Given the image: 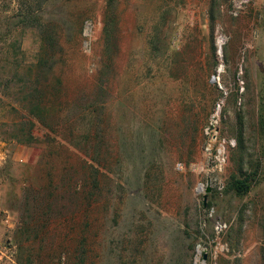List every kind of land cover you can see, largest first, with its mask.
<instances>
[{
	"label": "rangeland",
	"instance_id": "rangeland-1",
	"mask_svg": "<svg viewBox=\"0 0 264 264\" xmlns=\"http://www.w3.org/2000/svg\"><path fill=\"white\" fill-rule=\"evenodd\" d=\"M30 2L60 42L54 66L37 64L39 31L8 33L19 3L0 0V264H264V0ZM65 136L98 209L31 241L35 212L41 231L80 200ZM48 145L50 198L27 190L48 179Z\"/></svg>",
	"mask_w": 264,
	"mask_h": 264
},
{
	"label": "trees",
	"instance_id": "trees-1",
	"mask_svg": "<svg viewBox=\"0 0 264 264\" xmlns=\"http://www.w3.org/2000/svg\"><path fill=\"white\" fill-rule=\"evenodd\" d=\"M18 1V12H14L11 15V18H17L20 17V21L12 26V29L8 31V33H13L16 29L18 30L19 27L23 26L25 28H30L34 29L36 31H39L40 36H41V52L38 54V62L42 64L44 63L45 65H48L49 68L54 66L57 61H56V54L54 52V49L52 47H55L56 44H58L59 37L56 36V31L52 30L49 28L47 24H50V22H47L44 18V8L40 5H36V3H28V4H22L20 3L21 0ZM3 17V12L0 11V19ZM0 36H4V31L3 28L0 24ZM8 36V35H7ZM6 36V37H7ZM5 37V38H6ZM6 40V39H5ZM5 42L8 41L6 40ZM49 46V47H47ZM7 48H4L3 50L9 51L12 48V42L6 46ZM15 47V44L13 45ZM21 64V65H20ZM20 67H22L24 64L19 63L18 64ZM46 83H49V78H47ZM44 97L43 100L39 101L35 106L36 109H41L42 113H46L43 109V107H47V101H46V96L48 93L42 92L41 93ZM41 117V118H40ZM39 117V122L42 123L43 125H46L49 127V129H54L55 131L57 130V125L53 122L49 123V119L47 116H40ZM26 143L31 144V145H37L39 142V137L35 135L34 133H30ZM60 153H64V159L65 162L68 164V167L74 170V175L70 177V186L72 187V190H74V193L78 195L77 197L81 200H78L76 202V208L71 214H66L63 216L62 220H58L57 218H54L52 213H50L49 209L45 213V222L41 226V231L36 227H34V222H40V218L36 217V212L32 216L31 223L26 226V230L28 229L29 234H32V240L31 241H40L44 239L46 236L52 235L53 232H55V228L59 226H70V228H77L80 226L81 221L80 218L83 217L84 215L87 216V218H91L94 216V213L98 209V205L95 199L88 198L87 202L83 200L84 198V190L86 186V167H87V160H86V155L83 151L82 148L77 149L76 147L72 146L70 143L69 137L65 136L62 140V142L58 143ZM55 147V146H53ZM53 147L48 145V149L43 152V161H45L46 165H49V173H48V179L46 176H44V185L39 187L38 189L32 186V183L28 185L27 190L31 194H40L42 192H46V195H49L48 197H54L56 195L57 187H56V181L57 177L56 174L54 173V167L52 166L53 164V155L55 153V150H53ZM53 150V151H52ZM53 169V170H52ZM52 170V171H51ZM47 179V180H46ZM98 183V182H97ZM96 183V184H97ZM253 183V178L252 175L249 174L247 176H244L243 178H238L235 179L232 182V188L241 195H245L250 192L251 187ZM84 201V202H83ZM49 207V206H48ZM38 219V220H37ZM94 220V218L92 219ZM60 221V222H57ZM97 221V220H96ZM90 225V224H88ZM29 226V228H28ZM45 229V230H44ZM44 230V231H43ZM75 236V235H74Z\"/></svg>",
	"mask_w": 264,
	"mask_h": 264
},
{
	"label": "water",
	"instance_id": "water-1",
	"mask_svg": "<svg viewBox=\"0 0 264 264\" xmlns=\"http://www.w3.org/2000/svg\"><path fill=\"white\" fill-rule=\"evenodd\" d=\"M223 68H224V66H221V68H220V69H221V70H223Z\"/></svg>",
	"mask_w": 264,
	"mask_h": 264
}]
</instances>
